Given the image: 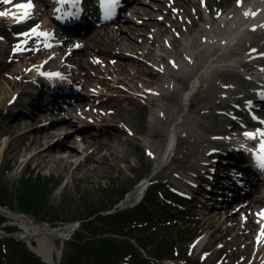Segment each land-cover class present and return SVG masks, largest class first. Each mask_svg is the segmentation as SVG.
Listing matches in <instances>:
<instances>
[{"label":"bare ground","instance_id":"obj_1","mask_svg":"<svg viewBox=\"0 0 264 264\" xmlns=\"http://www.w3.org/2000/svg\"><path fill=\"white\" fill-rule=\"evenodd\" d=\"M23 1L26 2L28 0H12L10 3L11 9L8 7L0 11L8 12L9 15L0 17L17 22L12 14L15 13L18 16L21 10L16 9L14 5L24 3ZM39 1V5L32 4L30 18L23 20L24 34L28 32L32 24H37V32L48 33L49 37L46 39L44 35H36L35 33L24 36V40H26L25 45H29L34 40H37L38 42L36 43L41 48L37 50L28 49L24 52V55L14 56L13 64H19V67L16 70L11 69L10 71L15 78V80L10 81L13 83L12 86H18L23 81L24 84L33 86L35 83L34 76L37 77L39 74L42 75L45 72L48 75L54 74L57 71L67 70L74 74H84V80L91 86L97 84L96 87L99 90L95 91L97 92V96L100 97L106 95L103 93L102 88L109 86L107 78H101L100 81H97L94 76L96 73L101 77L100 66L108 63L109 59H113L114 64L119 68V73L139 79L140 70L145 64L141 65L139 60L134 59L135 55L141 51V47L148 40H151V52L146 56L147 60H151L152 53L155 50H166L165 43L167 42L165 37L170 33V27L175 28L177 31L178 26L177 20L172 18L173 13L178 8H184L183 2H192V0H168V5L167 0H158L159 2L151 5L150 8L145 6L147 2L144 0H132L130 4L135 7L131 5V9L127 10L128 14L123 16V19L115 18L113 27L101 29L99 27L103 24L97 23L91 31L81 36L68 35L69 37L66 38H57V34L53 32L50 26L51 24L55 25L59 17H63L69 9H76L78 5L81 6L83 10L81 12L84 14L86 12L85 7L90 12H98L99 2L96 3L94 0ZM2 7L3 3L0 2V8ZM220 11L217 13V21L222 26L226 25L234 13L235 21L231 27L225 30H215L213 27L203 29L191 41L189 48L181 50L175 62L171 61L168 64L169 76L173 80L177 83H180V80H184V83L190 81L191 86L184 92L182 107L180 106L181 110H179V106L177 105L174 107V113L169 108L167 109L168 111L166 110L169 113L168 123L170 122V126L167 131L168 143L165 149L162 148L161 144L155 142L144 143L142 140L136 139L137 141L134 143L135 148L133 151L135 155L141 162L146 164L148 170L151 172L153 169L159 168L167 170L166 166L170 164L185 163L178 170H182L185 173L184 175L189 178L187 185H191L192 182L198 179L194 177L193 169L200 167L204 171L212 172L220 169L221 164L226 163L225 159L218 161L224 151L221 149V144L202 137L204 133H209L212 128H203V123L199 119L192 120L190 118L191 114H197L201 119H206V110L209 108L215 106L223 108L231 107L228 111L229 114L234 110L239 117L245 118L248 121L251 119L246 109L242 108L247 103H244L241 98H233L234 94L239 91L238 89L246 90L248 88L247 84L227 89L221 87L213 77L215 75L220 77L221 73L224 72L227 76L235 73L236 76H248L254 79L250 85L253 95H256L260 90L264 91V71H262L263 67L261 66V62L264 61V0H235L232 8L224 10L225 12L223 10ZM165 21L169 24H166ZM211 36H213V39ZM135 41H139L140 45H135ZM192 49L197 52L196 55L194 51H191ZM51 50H54L52 56L49 54ZM117 50L128 51L132 55L119 53ZM35 59L43 60L32 67V62ZM22 63H24V66H20ZM256 63L259 68L254 66ZM9 67L10 65H6V68ZM135 70L136 72H134ZM253 72L257 73L254 74ZM26 73H30V75L27 76ZM23 75L24 78H21ZM159 75L162 78H167L166 74L160 73ZM29 76H31V79ZM91 78L92 80H90ZM208 80L213 82L204 88ZM121 84L122 81H118L112 87V92L117 93L116 95L102 99L92 107L91 112L97 117L99 120L98 124H100V127L95 129L96 131L100 130L98 134H90L89 130L91 128L87 130L75 128L73 121L61 119L59 114L54 113V111L49 113L41 112L39 115L33 114L27 121H19V124L9 123L7 128L11 131V129L18 127L22 123L24 129H22L17 137L27 140L28 136L32 134L33 139L28 141L24 147V151L30 152L28 162L40 157L45 164L52 162L56 167L63 166V169L72 167L75 172L85 169L87 171L104 173L107 168H111L112 170L117 169L118 163L123 160L119 149L123 145L122 135L128 137L129 135H139L136 130L116 119L117 116L105 113L109 109H116L113 103L121 101L117 99L119 94H125L126 99L129 100L133 98L131 91L122 88ZM159 87L161 92L158 98L160 100L165 101V98L168 97H172L173 99L176 95L180 100L181 91L179 89L171 90L172 86L166 82H163ZM196 92L199 94L198 100L209 101V103L206 106H198L194 110L195 113L190 112L186 115L185 110L191 106ZM21 95L18 94L17 98ZM221 95H225L228 100L237 99L236 104L232 107L226 101H216V98ZM90 101L91 99L86 97H81L76 101L77 107L84 115H86L88 106H91ZM72 108L70 110H74ZM162 111L165 110L162 109ZM259 116L262 119L255 120L254 118L249 123L257 127V131H264V113L262 112ZM228 117L229 115L227 114L226 118ZM238 120L233 121L228 126H233L232 128L238 127ZM206 122L209 123L210 121ZM150 124L152 125V123ZM68 127H70V130L67 129ZM138 131L142 135L145 134L144 130ZM198 131L202 134L199 135ZM153 133L156 136L157 131ZM5 137H3L0 144V161L2 148L6 142ZM184 142L191 144V150L180 151L178 147ZM35 146L36 148H34ZM229 148L233 149L231 146ZM53 151L58 153L57 156L50 155V152ZM234 152L244 153L242 150ZM232 153L233 151L229 152V154ZM18 154L19 151L16 150L14 156L16 157ZM256 155L253 154L251 156L250 167L252 166L254 169L261 171L262 168L259 166ZM216 159L217 161H214ZM227 162L237 161L233 159L227 160ZM228 169L233 172V175H240L236 166H230ZM178 170L166 176L172 182L171 184H176L179 180V175L182 172L179 173ZM216 175L219 174L215 173ZM205 176L212 177V174L206 172ZM231 178V181H234L236 177L232 176ZM71 180L74 181L72 175ZM150 181V176L145 177L138 185L136 193H143L146 190V184ZM252 186L257 187L256 184ZM204 189L205 187L201 185L197 186L195 188L196 194L203 198V200H207L208 198L207 201H204L207 206L212 205L213 203L210 201L208 191ZM258 189L255 188L254 193L256 195H250V192L247 191L244 194L246 198L243 201L233 203L232 199H228L224 204V210L220 209L219 211L221 212H216L214 215L221 218L220 223L225 226L227 232L232 234L231 242H235L238 236H242L246 240L244 252L253 254V259H262L263 262L260 264H264V236H261V229L264 228V217L259 215L261 212H264V190H259L258 192ZM69 194L70 190L65 186L57 195L61 198H67ZM212 198L217 200L219 197L216 195L212 196ZM215 208L216 205H212L211 209L215 210ZM66 225L61 227L23 228L20 231L19 237L34 247V250L40 257L56 264L58 246L63 243L64 238L72 235L73 226ZM258 237H260L259 242ZM34 241L35 244L33 243ZM199 242L200 240H196V246H200L198 245ZM205 257L208 258L209 256ZM251 263H254L253 260Z\"/></svg>","mask_w":264,"mask_h":264},{"label":"rangeland","instance_id":"obj_2","mask_svg":"<svg viewBox=\"0 0 264 264\" xmlns=\"http://www.w3.org/2000/svg\"><path fill=\"white\" fill-rule=\"evenodd\" d=\"M144 1L147 2L145 6L150 8L151 5H155L159 2L158 0ZM167 3L169 5L168 0ZM234 4L235 0H207V3L205 0L183 2L182 5L184 8H178L175 10L177 13H173L172 15V18L177 20L178 26L177 31L175 28L170 27V33L165 37L168 42L165 44L166 50H155L152 53L150 61L147 60L145 56L138 55L140 64H145L140 70L139 79H134L130 75L119 73V68L113 63L112 59H109L108 66H101V70L104 71V67H106V70L112 73V76L109 77L107 74L104 75L109 79L108 83L111 86L115 84V81H111V79H113L122 81V84L136 87L139 90L138 93L134 92L131 100L126 99L124 95H120L117 99L121 101H115L113 103L116 109L114 111H107L109 114L115 113L114 115L117 116L116 119L136 130L139 135H129V137L122 135L123 145L119 149L123 160L118 163L117 169L112 170L111 168H107L104 173L87 171L85 169L75 172L72 167L63 169V166L56 167L52 162L45 164L40 157L30 160L26 167V172H29L36 181L40 179L48 185L45 206H41L42 212L45 213L48 218L45 219V221H40L19 210V196L23 185V166L24 161L28 158L30 153L27 150L24 151V147L27 145L28 141L33 139V136L32 134L29 135L27 140L23 138L19 139L17 136L21 133L22 129H24L22 123L20 124L21 126L14 127L10 131L9 128H7V122L4 117L8 105L13 99V95L17 94V92L21 93L24 90L22 86H12L13 83L10 82L11 80H15L13 73L10 71L11 69L16 70L19 64H13L9 59L12 58V56L7 54L16 43L20 42L17 41L18 37L21 36V38H24V27L22 24L14 25L13 21L4 20L0 17V117L2 116V119L0 118V144L3 137L6 136V139L4 138L6 142L2 148L0 161V186H3L7 193L6 200L5 197L2 196L0 201L8 204V206L0 205V216L4 217L6 220L1 226V229L15 232V235H11L18 237L20 241L19 231L23 228H40L44 226L58 227L63 224L62 221L58 220H66V222L70 223L77 222L86 215L87 207L97 212L110 208V205L106 207L103 204L104 200H113L116 202L121 197L122 193L124 194L128 190H135L145 177L150 176V182L157 185L162 184L154 188L151 194L154 200V205L151 207V210L155 212L153 215H158L160 217L159 220L162 222L169 221L172 223V226L170 225L168 228L169 231L167 233L169 235L166 241L171 242L174 240L176 248L172 257L168 256L167 259H174L173 256H179L182 259L179 262L168 260L164 264H182L181 262L187 264H219L221 261L223 264H226L229 259H231V262L237 261L239 264H250L252 254L250 252H244L246 240H244L242 236H238L235 242H231L232 234L227 232L225 226L220 223L221 218L214 215L216 212H221L219 211L221 208H218L220 206H216V209L212 210L211 207L205 208L199 202L184 203L175 199V201L172 202L171 199H168V197L172 195V191L177 190L176 186L171 184L172 182L168 177L166 178V176L175 172L179 167L182 168V165L185 163L170 164L166 166L167 170L159 168L153 169L151 172L148 170L146 164L137 158L133 151L135 148L134 143L137 141L136 139L142 140L144 143H159L162 145V148L165 149L168 143L167 131L170 126V122L168 123L169 113L167 109L169 108L170 111L174 113V107L177 105L179 106V110H181L184 92L191 86L190 81L184 83V80H180V83H177L169 76L168 69L164 70L167 72V78H162L158 74L160 72H155L156 69L150 66L151 63L160 69L163 63V67L166 68L170 61H174L176 57H179L178 53L181 50L189 48L191 41H193L203 29L213 27L215 30H225L231 27L232 23L235 21L233 20L234 18L228 21L226 25L222 26L218 23L216 24L217 13L218 11L220 12V10L232 8ZM133 6L134 5H132V7ZM8 7L9 9L12 8L10 4H4L3 7L0 8V11ZM130 9L131 7L128 8V10ZM127 14L126 11L123 13V16ZM123 16L121 19H123ZM165 23L169 24L167 21H165ZM110 26L113 27L112 25ZM34 27H36V25L32 26V29ZM175 40L176 42L174 43ZM134 44L137 46L140 45L139 41H135ZM21 48L24 49V44ZM141 50L144 55L149 54L151 52V40H148L147 43L141 47ZM121 51L122 50H117L119 53ZM191 51H194L195 55L197 54L194 49ZM124 52L127 53L128 51ZM141 60H144L145 63ZM6 63L10 65L7 69L5 68ZM20 66H24V63ZM134 72H136V70ZM221 74L220 77H218V75L213 77L217 83H224L231 78H234L233 81H236V83H241L240 79L234 74L229 76H227L225 72ZM90 80H92V78ZM96 80L100 81L101 79L96 78ZM209 81L210 80L205 84L204 88L208 87L213 82ZM163 82L168 83V85L170 84L172 86L171 90L174 91L179 89L181 91L180 100L177 95L173 99L172 97L165 98V101L155 98L153 95L150 96L148 92H152L154 89H160L159 85ZM147 89L148 92H146ZM173 91H171V93H173ZM114 94L117 93H112V95ZM145 97L151 98L146 100ZM198 97L199 94H196L191 106L185 110L186 115L190 112L195 113L194 110L198 106H206L209 103V101L198 100ZM161 108L167 111H162ZM192 116L193 114H191L190 118H192ZM23 120L27 121L29 118H23ZM19 123L20 122H17L15 124ZM150 123H152V125ZM138 130H144L145 134L142 135ZM154 131H157L156 136H154ZM36 146L34 148H36ZM178 148L180 151H185L187 149L191 150V144L189 142H184ZM16 150L19 151V154L15 157L14 154ZM57 154L58 153L55 151L50 152V155L57 156ZM71 175L74 177V181L71 180ZM65 186L70 190V194L67 198H61L57 194ZM134 186L136 187L133 189ZM253 194L256 195V193H252V195ZM137 197L138 194L136 192L130 191L124 202L119 203L116 208L121 210L132 206ZM166 201H168L167 204L169 205L166 208H170V213H161L160 208L165 207L164 203H166ZM211 202L217 205L220 204L213 199H211ZM178 203H182L183 206H180ZM112 212L113 211H104L100 212V214L107 215ZM145 217L147 216L145 215ZM92 221H96L95 217ZM100 226L99 223H96V225L88 229L87 232L83 229L79 231L90 237L92 234H97ZM170 235H172L173 239ZM192 239L193 241L196 239L200 240L198 244L200 246H195L193 248V241L189 244ZM9 240L10 241L3 240L1 245V252L4 258L2 259L1 254L2 260H0V264H27L28 262L24 260L23 244L21 243L16 246L13 244L12 239ZM203 248L204 250H202ZM103 249H105V251ZM89 250H91V252ZM96 251H98V254H93ZM108 254L111 256V252L107 249V246L99 243L98 239H94L92 243L89 244L88 250L82 248L77 250L72 247L66 248L65 244L62 261H65V264H111V261L116 260V257L110 260ZM207 255L209 256L208 258L205 257ZM256 260L257 259H255V261ZM122 261L123 260H121V262ZM124 262L128 264H137L136 262L134 263L130 257H127ZM30 264L33 263L31 262ZM150 264L156 263L150 262ZM252 264H257V261Z\"/></svg>","mask_w":264,"mask_h":264},{"label":"trees","instance_id":"obj_3","mask_svg":"<svg viewBox=\"0 0 264 264\" xmlns=\"http://www.w3.org/2000/svg\"><path fill=\"white\" fill-rule=\"evenodd\" d=\"M47 183L42 182L40 179L36 181L33 176L28 175L25 176V183L23 179V185L20 190L19 196V207L20 211L30 215L32 217L37 218L40 221H45L47 215L42 212V207L45 206V200L47 196ZM2 196L7 198V193L3 186H0V199ZM122 199V197L120 198ZM115 201L104 200L103 204L106 207L114 205ZM1 206H8L7 203L1 202ZM153 205L151 200L142 203L135 209H128L125 211H118L113 215H101L100 212L93 211L86 208V215L82 219H90L95 217V222L89 220L82 224V229L84 231H88V229L93 228L96 223H99L101 226L97 231V234H92L90 237L86 236L83 232H76L74 235V239L67 244V247L76 248L79 250L80 248L88 250L89 244L92 243V240L98 239L99 243L107 246V249L110 250L111 256L108 254L110 260H113L115 257L119 259L122 254V251L132 252L134 255L137 250L132 244L130 240L127 239L129 237L135 238L136 242L147 249L151 245L153 246L150 250L148 249V254L153 258L160 259L163 255L162 246L164 245V240L161 241L160 236H164V228H160L157 224L153 225L151 219H144L142 215L145 213H149V206ZM107 209V208H106ZM109 209V208H108ZM144 210L141 212L140 210ZM105 210V209H104ZM103 211V210H102ZM134 219L141 220L140 228H132L134 225ZM5 221L4 217L0 216V226ZM65 222L66 220H58ZM145 224V228L143 225ZM97 227V226H96ZM167 237V236H166ZM13 244L18 246L19 244L13 240ZM1 246V242H0ZM24 252V260H26L30 264H40V260L36 258V256L27 250L26 246L23 245ZM170 247V246H168ZM105 251V249H103ZM91 252V250H89ZM93 252V251H92ZM106 253V252H105ZM93 254H98V251ZM118 257V258H117ZM111 264H115L111 262Z\"/></svg>","mask_w":264,"mask_h":264},{"label":"snow or ice","instance_id":"obj_4","mask_svg":"<svg viewBox=\"0 0 264 264\" xmlns=\"http://www.w3.org/2000/svg\"><path fill=\"white\" fill-rule=\"evenodd\" d=\"M0 2H2L4 4H10L12 2V0H0ZM61 2H63V0H61ZM118 2H119V0H101V4L105 10V14L110 15L111 12L115 9ZM14 7L18 10H21V12L18 16L15 13L12 14L13 18L16 19L17 22H22L23 20L30 18L31 9L33 7L31 0H28L27 3L15 4ZM7 15H9L8 12H0V16H7ZM245 15H247V13H245ZM31 31H32V33H35L36 35H45V36L47 35V33L37 32L36 27H34ZM24 35L27 36L28 33H25ZM48 75L49 76H52V75L58 76L59 74L56 73V74H48ZM244 136L250 140H254L257 138V136L264 137V131H258L256 133L244 132ZM149 155H151V153H149ZM256 159L259 163V166L262 169H264V139H262L260 141L259 150H258V153L256 155ZM259 215L264 217V212H261ZM261 236H264V228L261 229ZM257 239L259 242L260 237H258Z\"/></svg>","mask_w":264,"mask_h":264},{"label":"water","instance_id":"obj_5","mask_svg":"<svg viewBox=\"0 0 264 264\" xmlns=\"http://www.w3.org/2000/svg\"><path fill=\"white\" fill-rule=\"evenodd\" d=\"M75 228H72V231L74 230Z\"/></svg>","mask_w":264,"mask_h":264}]
</instances>
